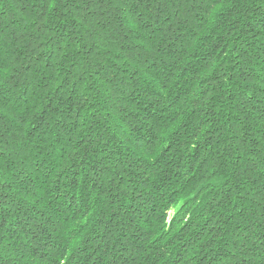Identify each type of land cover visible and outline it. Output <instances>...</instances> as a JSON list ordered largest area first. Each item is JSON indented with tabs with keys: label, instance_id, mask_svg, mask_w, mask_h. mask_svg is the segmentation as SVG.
<instances>
[{
	"label": "trees",
	"instance_id": "trees-1",
	"mask_svg": "<svg viewBox=\"0 0 264 264\" xmlns=\"http://www.w3.org/2000/svg\"><path fill=\"white\" fill-rule=\"evenodd\" d=\"M0 264H264V0H0Z\"/></svg>",
	"mask_w": 264,
	"mask_h": 264
}]
</instances>
